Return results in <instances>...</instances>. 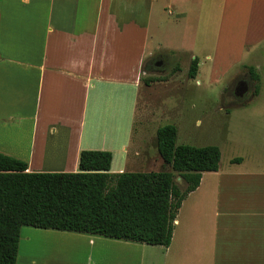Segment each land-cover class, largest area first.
Listing matches in <instances>:
<instances>
[{
	"label": "crops",
	"instance_id": "1",
	"mask_svg": "<svg viewBox=\"0 0 264 264\" xmlns=\"http://www.w3.org/2000/svg\"><path fill=\"white\" fill-rule=\"evenodd\" d=\"M198 27L214 67L240 64L264 50V0H0V153L29 172L76 171L80 150L110 152L112 173L168 170L142 124L133 137L139 68L150 33H173L159 52L189 64ZM263 155L220 151L167 246L23 225L15 264H264Z\"/></svg>",
	"mask_w": 264,
	"mask_h": 264
},
{
	"label": "trees",
	"instance_id": "2",
	"mask_svg": "<svg viewBox=\"0 0 264 264\" xmlns=\"http://www.w3.org/2000/svg\"><path fill=\"white\" fill-rule=\"evenodd\" d=\"M196 69L192 58L187 77ZM165 78L141 81L148 86ZM175 137L173 124L155 129L156 152L168 167L159 171L112 173L110 152L80 150L76 171L29 172L24 161L0 153V264H15L23 225L167 246L181 201L198 186L201 172L217 170L220 158L215 144H175Z\"/></svg>",
	"mask_w": 264,
	"mask_h": 264
},
{
	"label": "rangeland",
	"instance_id": "3",
	"mask_svg": "<svg viewBox=\"0 0 264 264\" xmlns=\"http://www.w3.org/2000/svg\"><path fill=\"white\" fill-rule=\"evenodd\" d=\"M169 10L173 9L169 7ZM173 18L174 14L164 12L160 20ZM201 36L202 30L199 28L197 38L194 39L195 46L190 54L197 58L198 70L193 78H189L187 77L189 55L186 54L180 55V59L177 60L176 57L174 59L170 56L172 54L163 52L169 57V61L162 71L145 69L148 57L163 50L164 47L172 50L170 48L176 46L173 33H150L149 56L139 68L134 139L141 141L138 128L141 124L145 129L146 142L151 143L156 127L173 124L176 128L175 144L193 146L215 144L220 147L223 156L221 164H224L227 156L238 158L237 156L243 151L248 153L251 151L254 157L256 150L263 154L264 50L259 49L241 55L240 64H246L247 70L238 63L227 69L221 65H217L219 66L217 68L213 66L210 58L206 59L199 51ZM212 45L211 41L207 43L209 49ZM175 63L178 64V69L171 71ZM249 72L257 79L252 78ZM145 76H166V78L145 86L141 81ZM243 76L246 81L245 89L240 96L233 95L236 79ZM263 156H261L262 167H264ZM159 170L167 169L165 167L156 169ZM175 182L182 188L183 183L180 179H175ZM143 264L146 262L144 261ZM153 264L157 262L154 261Z\"/></svg>",
	"mask_w": 264,
	"mask_h": 264
},
{
	"label": "flooded vegetation",
	"instance_id": "4",
	"mask_svg": "<svg viewBox=\"0 0 264 264\" xmlns=\"http://www.w3.org/2000/svg\"><path fill=\"white\" fill-rule=\"evenodd\" d=\"M169 61V57L162 52H156L154 53L152 56L148 57L145 63V69L147 71H162L166 64ZM150 69V70H149ZM240 81H243L246 85V81L244 80V76L243 77H238V79H236L234 85H233V95L235 93V86L237 85V83H239Z\"/></svg>",
	"mask_w": 264,
	"mask_h": 264
},
{
	"label": "water",
	"instance_id": "5",
	"mask_svg": "<svg viewBox=\"0 0 264 264\" xmlns=\"http://www.w3.org/2000/svg\"><path fill=\"white\" fill-rule=\"evenodd\" d=\"M245 89V83L243 81H240L239 83H237V85L235 86V95L236 96H240L241 92Z\"/></svg>",
	"mask_w": 264,
	"mask_h": 264
}]
</instances>
